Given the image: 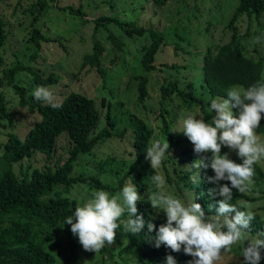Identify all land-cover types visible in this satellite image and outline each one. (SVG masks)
Here are the masks:
<instances>
[{
  "label": "trees",
  "instance_id": "trees-1",
  "mask_svg": "<svg viewBox=\"0 0 264 264\" xmlns=\"http://www.w3.org/2000/svg\"><path fill=\"white\" fill-rule=\"evenodd\" d=\"M33 1L35 2H32L30 8L25 9L26 13L35 14L31 22L32 31L26 41L29 47L26 49L29 53L28 61L35 62L41 56L44 43L58 40L44 35L38 25L47 9L45 1ZM120 1L101 0V3H109L110 11L102 12L103 14L92 19L87 17L82 2L78 6L67 4L56 9L92 26V46L81 55L79 69H95L103 80L107 79L108 71L113 69L118 59L108 58L110 66L106 65L104 45L96 37L101 30L107 32L114 49L119 51L127 46L125 38L133 42L146 41L141 42L134 50L142 55L139 59V72L133 76V80L137 86L138 105H146L150 96L149 76L157 70L164 71L161 72L163 83L160 99L156 104V118L159 122L157 129L134 113H118V108L124 105L121 101L112 107L113 102L105 98L98 101L84 92L73 91L66 95L59 108L36 101L32 95L34 89L38 85L49 87L57 84L59 76L51 73L46 77L25 65L17 55L15 63L5 64L8 23L0 15V73L6 85L19 96V105L33 119L23 129L17 130L20 127L18 121L11 117L4 94L0 93V114L8 121V126L3 125L6 131L0 140V264H57V249L63 242H66L71 257L77 256L83 247L77 242L78 237L71 233L70 225H64L66 217L72 215L77 206H83L94 190H105L110 195H118L130 180L137 186L142 197L137 203L138 213L143 214L144 219L151 221L158 230L160 225L166 223V215L162 211L157 212L159 209L154 210L148 201V192L156 191L151 177L157 173L165 177V189L168 185L174 189L173 192L168 189L167 193L181 199L180 194L187 190L192 196L191 202L194 200L201 204L206 216L211 218L215 215L216 200L220 197L212 199L208 195V190L216 187L208 180V177L214 176V172L210 167H196L199 159L203 156L210 157L211 153H195L194 145L188 138L182 133L173 134V129L180 119L189 115L187 109L199 107L203 119L210 120V98H227V91L232 86L240 85L246 89L257 81H264V59L258 58L250 50L248 52L245 45L250 35L264 34V26L261 24V19L264 18V0H239L229 21L224 24L223 36L230 34L227 41L216 43L210 40V44L199 51L193 50L197 40H190L188 36L187 41L184 40L179 27L173 33L178 39L175 44L167 39L168 35H172L170 32L168 34L154 27L152 4L165 7L170 0H143L144 4L141 6L140 0H125L123 5ZM149 12L152 15L145 18ZM242 21H246L245 34L240 32ZM203 22L206 23V20ZM254 25H260L261 30L253 32ZM213 26L208 23V34ZM84 28L78 29L74 35L83 42L86 41ZM200 30L201 28H197V34ZM192 33L190 30V37ZM190 45L191 50L185 52L184 48ZM166 46L180 51L182 61L172 64L159 62L157 56L159 53L162 55ZM23 72L31 74L30 84H23L20 78ZM191 74L193 75L189 76ZM196 77L202 80L200 85L197 84ZM2 86L4 82L0 80V87ZM151 111L153 112V108ZM256 131L264 136V119ZM61 140L67 142L66 155L56 157ZM156 140L162 144L168 142L169 149L162 166L153 170L150 161L145 159V154ZM109 141L113 142L115 150L106 156L98 155V147L104 148ZM224 152L229 150L222 147V153ZM37 153L46 157L44 166H20L18 172L15 170V165L32 159ZM229 156L237 163L241 162L235 152H229ZM91 158L93 166L86 162ZM84 166L91 171L76 174V168L84 170ZM254 168V181L264 184V163L259 162ZM191 177H198V182L193 183ZM223 183L226 182L221 181ZM75 192H80V195H75ZM250 199L248 194L234 189L230 203L238 210L248 211L245 200ZM252 213L255 218L251 222L250 232L255 236L258 232H264V216L258 212ZM128 219L129 214L125 212L118 221L120 227L116 230L115 243L106 245L96 253V256L100 255L98 263L134 264L135 260L136 264H165L168 255H172L177 264H188L192 259L182 249L180 252H173L164 245L154 247V241L150 239L155 236L156 230L148 233L147 224L139 234L125 231L124 223ZM231 251L235 250L232 248Z\"/></svg>",
  "mask_w": 264,
  "mask_h": 264
},
{
  "label": "clouds",
  "instance_id": "clouds-1",
  "mask_svg": "<svg viewBox=\"0 0 264 264\" xmlns=\"http://www.w3.org/2000/svg\"><path fill=\"white\" fill-rule=\"evenodd\" d=\"M257 44L261 37L255 38ZM36 101H43L52 108L62 107L54 91L45 86H37L32 92ZM227 98H210L211 119L205 120L189 114L182 120L180 131L194 145L197 154L203 156L196 167L211 168L214 176L209 182L216 185L208 190L212 199L217 196L215 215L206 216L201 204H186L180 198L165 191L166 180L162 174L151 177L156 191L148 192V201L157 212L166 215V223L156 226L146 221L138 213L137 203L142 200L137 186L127 182L118 195H110L105 190H94L91 198L83 206H77L72 215L66 217L64 225H70L71 233L78 237L85 251L98 253L106 245L115 243L116 230L125 212L129 219L124 230L139 234L147 224L148 233L156 230L154 247L161 245L173 252L183 250L192 259L188 264H216L223 252L231 251L232 246L244 242L243 264H260L264 259V232L252 236L250 232L254 214L241 211L231 204L233 190L240 193L251 191L254 184V165L264 160V139L257 133L264 119V81H257L246 89L240 85L228 89ZM222 147L235 152L240 163L232 160L229 152L222 153ZM169 144L156 140L147 148L145 159L150 161L153 170L162 166ZM193 183L198 177H191ZM221 181L226 183L221 184ZM63 225V226H64ZM165 264H177L172 255L166 257Z\"/></svg>",
  "mask_w": 264,
  "mask_h": 264
},
{
  "label": "rangeland",
  "instance_id": "rangeland-1",
  "mask_svg": "<svg viewBox=\"0 0 264 264\" xmlns=\"http://www.w3.org/2000/svg\"><path fill=\"white\" fill-rule=\"evenodd\" d=\"M43 1H45L47 9L42 15L38 25L44 35L50 38H55L58 41L44 43L40 58L37 61L32 62L30 60L28 61L29 53L26 48L29 47V44L26 41L32 31L31 22L35 14L32 15L29 12L26 13L25 9L30 8L32 2L35 1L0 0V15H2L8 23V44L6 46L7 52L4 55L5 64L9 65L11 62L15 63L18 57L25 65L30 66L34 71L39 72L46 77L51 73H55L59 76V81L57 84L49 86V88L54 91L59 103L63 101L66 95L73 91L87 93L88 96L95 98L98 101L105 98L106 100L113 102L112 107H115L122 102L124 105L121 108H118V113L121 114L122 111L130 112L132 114L134 113L157 129L159 122L156 118L158 113L156 104L160 99V88L163 83V80H161L163 74L161 72L164 71L159 72L157 70L149 76L150 83L148 86V92L150 96L145 102L146 105H138L136 101L137 86L136 82L133 80V76L139 72V59L142 55V53H137L134 50L141 42L146 43V41L138 40L133 42L130 39L125 38L124 43L127 46L125 45L126 48H124L123 51H119L114 49L112 43L109 41L107 32L101 30L96 37L104 45V59H106V65L110 66L109 60H107L108 58L118 59V62L113 69L108 71L106 75L107 79L103 80V77H101L95 69L90 70L89 67H86L83 70L79 69L81 55H84L92 46L90 39L92 26L83 24L79 19L74 18L75 16H72V18L67 12L63 14V11L57 10L56 8L63 7L67 4L78 6L82 2L86 8L85 11L88 14L87 17L92 19L95 16L103 14L102 12H109V3H101V0ZM124 1L125 0L120 1L122 5L125 4ZM238 2L239 0H170L165 7H159L152 4L154 27L160 28L168 34L170 32L172 35H168L167 39L173 44L178 40L173 33L174 31H177V28L179 27V31L185 38L184 40L187 41L188 37L190 40H197L196 44H194L195 48H193V50L195 49V51H199L203 46L210 44V40L216 43L219 41H227L230 34L228 33L226 36H223L224 24L229 21ZM100 4L101 7H98ZM143 4V0H140L139 5L141 6ZM145 6L147 7L148 4H145ZM147 10L148 8L146 11ZM152 12H149L145 18H149V16L152 15ZM204 20H206V23L203 22ZM207 22L214 25L209 34L207 33V29L209 28ZM261 22L262 26H264V18L261 19ZM240 26L241 34H245L246 21H242ZM189 27L191 29H187ZM259 27L260 25H254L252 31L255 32L261 30ZM81 28H84L83 35L86 37V41L84 42L80 41L77 36H74L75 32ZM197 28H201L199 34H197ZM190 30L193 32L191 37L189 35ZM206 34L209 36L208 39L206 38ZM202 36H205V38ZM257 36L261 37V43L259 44L255 42ZM245 45L248 52L250 50V52L257 54L258 58L264 59V34L261 36L258 34L250 35ZM129 50L131 51L127 53ZM189 50H191V45L184 48L185 52H188ZM157 60L167 64L175 62L179 63L182 61V55L180 51H175L171 46H166L163 48L162 55H160V53L158 54ZM159 62H157L158 67L160 66ZM192 75L193 74L189 76ZM20 78L22 79L23 84H30L32 80L31 74L26 72H23L20 75ZM0 80L4 82V86L0 87V93L4 94L7 109L11 117L18 121L20 127H18L17 130L23 129L26 124L32 122V116L26 109L19 105V96L10 86L6 85V81L3 80L1 73ZM196 82L200 85L202 80L196 77ZM203 98L205 99V97ZM151 108H153V112L151 111ZM182 111L185 112V110ZM187 112L197 118H203V113L199 107L190 110L187 109ZM208 112H210V110ZM183 119H180L177 122L173 129V134H178V132L175 131H180ZM125 123H121V125ZM7 124L8 121H6V119L0 114V140L3 138V132L6 131L3 125ZM261 138L264 139V136L262 135ZM61 143L62 144L57 150L56 157L66 155L67 142L61 140ZM114 148L113 142L109 141L104 145V148L101 149L99 146L96 153L98 155L102 154V156H106L107 153H112L115 150ZM92 160L93 158L86 160V162ZM46 161V157L43 154L37 153L32 159L25 160L21 165H15V170L18 172L20 166L23 168H26L29 165L33 167H42ZM261 162L264 163V160H261ZM92 164L93 162L89 166H93ZM84 167V170L76 168V174L91 171L90 169H86V166ZM168 189H170L171 192L174 191L173 188H169V185L165 191L167 192ZM79 193L80 192H75V195H80ZM246 194L251 198L250 200H245L247 210L258 212L264 216V184L261 181H254L251 191ZM180 196H182L181 200L186 204L191 203L192 196H190L189 191L185 190ZM80 198H82V196H80ZM86 202L87 201H85V203ZM77 242L79 243V241ZM65 243L66 242L60 243V248L58 247L57 249V253L59 254L57 264H100L97 262L100 255L96 256L95 252L85 251L83 248H81L77 256L74 255V257H71V253L68 250L69 248ZM244 246V242L233 245L232 248L235 251L223 252L221 258L216 264H243L242 249ZM69 259H72V261L69 262ZM133 263L136 264V261L133 260ZM260 264H264V260L260 261Z\"/></svg>",
  "mask_w": 264,
  "mask_h": 264
}]
</instances>
